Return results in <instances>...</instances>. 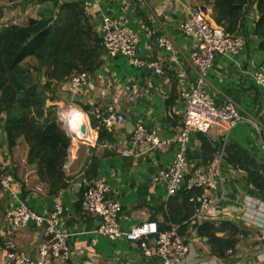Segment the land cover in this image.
<instances>
[{"label": "crops", "instance_id": "crops-1", "mask_svg": "<svg viewBox=\"0 0 264 264\" xmlns=\"http://www.w3.org/2000/svg\"><path fill=\"white\" fill-rule=\"evenodd\" d=\"M65 1L70 0H60ZM78 1L84 7L93 29L102 15L124 20L139 35V56L161 61L165 72L157 75L146 66L130 64L124 56L104 55L100 67L90 73L89 84L76 93L70 92L66 81L55 84V103L73 101L78 108L70 106L69 109L75 108L87 115L93 108L98 107L105 113L111 106L115 113L123 115V120L111 132L115 141L94 146V156L99 160L96 179L107 181L109 196L120 202L119 222L123 230L146 221H155L160 229H166L174 223L173 218L190 213V207L182 206V199L177 194L168 196L164 183L157 179L158 172L169 163L174 146L165 152H151L144 145L130 143L129 136L137 122L165 137L177 132L183 114L180 91L188 89L196 79L191 63L195 48L191 39L182 34L180 24L192 7H204L208 20L215 24L211 18L213 0ZM48 7V4L0 0V28L8 24L23 25L29 17L56 14V9L50 13ZM245 10L242 32L245 45L238 53L215 56L207 76V88L218 103L231 98L241 111L254 115L264 126V116L257 114V108L264 100V89L255 84L252 76L264 59V51L258 48V39L253 34L257 18L254 3L246 6ZM160 32L170 35L179 48L176 61L169 60L167 52L155 44V34ZM77 110L72 112L76 117L81 116ZM72 112L69 113L72 115ZM78 125L76 123L71 131ZM262 133L264 139V131ZM201 138L210 144L211 153H205ZM261 141L246 122L231 128L214 125L206 133H191L187 143L189 169L191 172L204 171L211 167L223 146L237 145L255 160L263 177ZM16 142L9 150L0 118V167L9 169L13 176L11 190H0V264H12L5 257L8 250L36 257V249L43 237L41 226L34 221H29L21 229L4 224L5 210L14 207L18 200L26 201L38 213H46L55 202L63 204L65 209L61 224L69 234L70 258L58 264H162L155 254L144 256L137 242L99 236L95 232L98 219L81 212L79 193L85 179L83 170L93 153L92 146L85 144V150L77 151L71 170L66 173L68 186L50 196L46 183L36 174L35 165L26 161L28 145L21 137ZM118 149H129L131 154L123 156ZM226 157L225 152L219 164L222 187L211 193L214 205L203 221L228 220L235 223L239 228L235 251L225 257L212 254L206 239L193 233L190 222L183 235L190 244V250L182 264H233L239 260H254L264 248V242L258 239L259 227L243 219L244 211L256 215L252 203L254 200L264 202V195L249 180L247 172L227 161ZM37 186L42 191H37ZM174 196L176 198L172 201L175 205L170 208L168 202ZM148 244L153 245L151 239ZM45 264L57 263L47 261Z\"/></svg>", "mask_w": 264, "mask_h": 264}, {"label": "built area", "instance_id": "built-area-1", "mask_svg": "<svg viewBox=\"0 0 264 264\" xmlns=\"http://www.w3.org/2000/svg\"><path fill=\"white\" fill-rule=\"evenodd\" d=\"M182 34L193 42L195 53L191 63L196 73L194 83L180 91L179 98L183 103V114L177 132L170 137L158 134L155 130L145 128L140 122L135 124L134 131L129 136L133 145H144L151 152H165L174 146V153L165 166L157 174V179L164 183L168 196H172L180 189L196 190L189 201L194 204L191 222L200 223L209 214L214 205L211 193L222 187L223 176L219 173V164L224 157V146L217 152L210 168L191 172L187 159V143L191 133H206L214 125H226L228 128L238 123L246 122L261 138L264 151V126L254 115L243 112L231 98L222 103L215 100L214 95L207 88V76L215 56L219 54H235L243 49L245 37L243 34L226 32L222 27L208 20L206 12L199 7L190 8L187 17L180 24ZM94 31L101 40L105 55L114 57L124 56L128 62L136 66H146L155 74L162 75L165 70L161 61H154L139 56L137 46L139 35L132 30L124 20L102 15L95 24ZM155 44L164 49L168 59L176 61L179 48L170 35L165 32L155 34ZM255 84L264 89V59L252 72ZM90 73L84 70L73 72L66 80L67 86L73 94L89 84ZM107 115L100 108H93L88 115H93L108 132H113L114 126L123 120V115L115 113L111 106L107 107ZM257 114L264 116V100L257 108ZM87 117V114H85ZM85 125V124H84ZM89 130L85 125V132L71 131L67 124L65 132L70 138L67 159L63 169L69 173L76 158L80 144L96 145L97 129H92L87 120ZM81 126V125H80ZM92 133L89 137L88 134ZM123 156L131 154L129 149H118ZM264 181V156L261 160ZM13 176L9 169L0 167V190H11ZM82 196L80 200L81 212L98 219L95 232L111 240L123 239L137 242L144 256L155 254L162 264H182L190 250V244L180 233L179 224H171L166 229H159L155 221H146L128 230H123L119 222L121 204L117 199L109 196L110 185L102 179L83 180L81 184ZM37 191H42L40 186ZM251 201H248V204ZM256 215L243 212V219L259 227L258 239L264 242V202L254 200L252 203ZM61 202H55L46 213H38L26 201L18 200L14 207L8 208L3 214V222L13 229L24 228L29 221H34L42 228V240L39 243L36 257L17 250H8L6 260L12 264H45L64 263L70 258L67 244L68 232L62 227L61 220L64 213ZM153 245L149 246L148 241ZM231 250L227 254H231ZM200 264H207L200 262ZM233 264H264V248L254 260H239Z\"/></svg>", "mask_w": 264, "mask_h": 264}, {"label": "trees", "instance_id": "trees-1", "mask_svg": "<svg viewBox=\"0 0 264 264\" xmlns=\"http://www.w3.org/2000/svg\"><path fill=\"white\" fill-rule=\"evenodd\" d=\"M10 1L48 4L50 13L56 9L54 15L29 17L23 25L8 24L0 28V118L7 147L12 149L20 137L24 140L28 145L27 163L35 165L48 194L55 196L68 186L63 164L70 138L56 120V105L46 102L56 100L54 85L65 82L73 72L84 70L93 74L102 64L105 51L80 1ZM251 3L257 11L253 34L258 39V48L264 51V0H213L211 18L226 32L242 34L245 7ZM27 59L32 62L26 63ZM89 122L91 128L97 129L96 145L115 141L112 133L93 115H89ZM201 140L205 153H211L210 144L205 138ZM94 148L91 147L93 153L83 170L87 181L96 178L98 173L99 160L94 156ZM225 152L227 161L245 170L249 180L264 195L263 177L255 160L237 145L227 146ZM195 191L180 189L174 194L182 199V206L190 207V213L173 218V224L180 225L182 235L191 222L194 204L189 198ZM79 194L80 204L82 188ZM175 198L170 197L168 207H174L172 199ZM194 229L198 237L206 238L212 254L225 257L228 250L235 251L239 233L235 223L208 220L194 223Z\"/></svg>", "mask_w": 264, "mask_h": 264}, {"label": "rangeland", "instance_id": "rangeland-1", "mask_svg": "<svg viewBox=\"0 0 264 264\" xmlns=\"http://www.w3.org/2000/svg\"><path fill=\"white\" fill-rule=\"evenodd\" d=\"M27 62H32L31 60H28L26 61ZM25 63V64H26ZM55 98L57 99L56 97V94H55ZM56 101V100H55ZM55 101L51 102V101H47L46 104L47 105H50V104H55L56 105V115H57V122L60 124V126L64 129H67L66 128V117L63 115V112L68 109L70 106H74V107H77L75 105V103L73 101H66V102H62V103H59V104H56ZM78 108V107H77ZM74 118V120L76 121V119L78 118V116L76 117L75 115L72 116ZM87 120L89 122V115H87ZM89 125H90V122H89ZM64 129V130H65ZM93 129V128H92ZM79 145V148L78 150H85L86 147L84 146L85 144H78Z\"/></svg>", "mask_w": 264, "mask_h": 264}, {"label": "bare ground", "instance_id": "bare-ground-1", "mask_svg": "<svg viewBox=\"0 0 264 264\" xmlns=\"http://www.w3.org/2000/svg\"><path fill=\"white\" fill-rule=\"evenodd\" d=\"M73 110H77V109H75V108H70L69 109L68 108V109H66L63 112V115L66 117L67 126L69 127L71 125V123H72V125L69 127V129L73 130L75 128V126H76V123H79L78 127L74 130V132L79 133V127L82 124H85L86 127H87V130H89L90 128L87 125V117H86V115L84 113H82L80 110H77V111H79L81 113V116H78V118L75 121L74 118L72 117L74 115V113L72 112ZM69 112H72V115ZM73 122H76V123H73ZM88 136L91 137L92 133H89Z\"/></svg>", "mask_w": 264, "mask_h": 264}, {"label": "water", "instance_id": "water-1", "mask_svg": "<svg viewBox=\"0 0 264 264\" xmlns=\"http://www.w3.org/2000/svg\"><path fill=\"white\" fill-rule=\"evenodd\" d=\"M201 10H203L204 12H205V8L204 7H201ZM80 131L81 132H85V125L84 124H82L81 126H80ZM194 224V221H192L191 222V228H192V225ZM193 233L196 235V230L194 229L193 230ZM204 239H206L205 237H204Z\"/></svg>", "mask_w": 264, "mask_h": 264}]
</instances>
